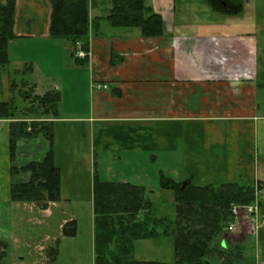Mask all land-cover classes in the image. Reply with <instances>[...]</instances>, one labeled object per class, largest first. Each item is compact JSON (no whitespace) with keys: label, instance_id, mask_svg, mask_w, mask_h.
Wrapping results in <instances>:
<instances>
[{"label":"crops","instance_id":"0c3cea01","mask_svg":"<svg viewBox=\"0 0 264 264\" xmlns=\"http://www.w3.org/2000/svg\"><path fill=\"white\" fill-rule=\"evenodd\" d=\"M229 1L237 13L219 8L217 0H185L196 5L198 13L176 15L177 0H143L161 16L163 34L142 37L138 28L110 24L106 17L111 0H89L88 50L85 60L79 59L83 64H77L74 44L49 37L50 0H15L10 63L13 56L22 67L31 65L34 76L41 68L26 56L27 51H52L61 70L60 84L53 80L49 90L58 91L61 98L52 146L61 187L60 201L49 202L45 209L10 200L11 184L30 178L29 172L11 174V167L41 161L49 142L41 136L18 140L12 161L11 121L0 119V264H49L59 253V240L72 238L62 234L63 225L76 218L68 213L69 198L62 194L60 163L64 156H72L73 150L66 147L77 133L88 140L87 156L94 165L98 157L108 175H128L118 182L130 183L131 175L148 177L139 185L151 192L152 200L157 194L171 201L172 197L145 184L149 175L200 186L253 185L260 189L259 208L264 214V95L259 97L264 82L257 70L261 30L253 21L238 17L248 0ZM93 83L106 84L108 89L95 90ZM32 85L34 95L48 92L39 94L38 83ZM133 179L139 182L140 177ZM31 210L46 218L45 226L40 227L42 221L35 216L30 218ZM59 212L60 219L54 221ZM29 223L32 228H27ZM248 238L255 244L253 264H264L260 218L252 222L243 215L238 232H225L221 243L239 245L243 261Z\"/></svg>","mask_w":264,"mask_h":264},{"label":"trees","instance_id":"16d2710c","mask_svg":"<svg viewBox=\"0 0 264 264\" xmlns=\"http://www.w3.org/2000/svg\"><path fill=\"white\" fill-rule=\"evenodd\" d=\"M111 4L106 18L112 26L138 28L142 37L162 36L161 16L143 0H111ZM218 7L224 8L219 4ZM88 9L89 0H50L49 37L65 39L72 44L81 40L82 49L87 52ZM225 9L237 13L231 6ZM14 15L15 0L0 4V68L10 64L8 45L15 38ZM74 61L83 64L79 59ZM31 72L32 66L28 64L14 71L23 75ZM22 85L28 89L22 95L28 103L23 112L18 113L13 98L0 101V119L11 121L8 131L10 160H14L17 142L21 139L41 136L49 142V149L41 161L29 162L20 169L11 167V174L29 172L30 178L26 183L11 184L9 195L12 202L35 204L45 209L49 202L60 201L61 173L54 162L52 146L53 120L58 118L61 98L55 90L34 95V86L26 80ZM158 189L171 193L172 218L155 215L154 201L146 187L94 179V264H238L242 260L239 245L224 247L221 240L226 227L233 221L231 204H252L255 186L234 183L200 186L159 175ZM258 205L261 207L259 200ZM75 232L74 220L62 227L64 236L73 237ZM166 238L171 241L170 261L136 255L137 242Z\"/></svg>","mask_w":264,"mask_h":264},{"label":"rangeland","instance_id":"374dc122","mask_svg":"<svg viewBox=\"0 0 264 264\" xmlns=\"http://www.w3.org/2000/svg\"><path fill=\"white\" fill-rule=\"evenodd\" d=\"M185 0H177L176 2V15H182L183 13H190L195 11L198 13V7L196 5H187ZM188 11V12H185ZM202 14H207V11L203 10ZM204 16V15H203ZM244 21H253L257 27L261 30L257 34V39L259 41V54H258V65L257 70L259 72L260 82H264V0H248V3L245 4L238 16ZM13 53L16 54L15 48ZM27 57L34 58L36 63L40 65L41 72L34 76L31 74H15L14 71L19 68L22 69V64L20 65L15 61L12 56L11 63L8 66L0 68V97L3 100H9L13 98L15 106L19 112H23V109L28 106V103L25 99L22 98V95L28 89L24 88L22 85L23 80L29 81L30 83H38V93L42 94L46 90L53 89V80H56L59 83L58 76L60 75L61 70L58 68V64L54 61V53L51 51H33L29 50L26 53ZM54 60V61H53ZM44 72L50 74L49 77L44 75ZM32 83V84H33ZM5 84L7 86H5ZM31 84V85H32ZM60 84V83H59ZM264 84V83H263ZM15 85V86H13ZM79 88V87H78ZM79 94V91L78 93ZM261 94V95H260ZM259 97L264 95V91L260 90ZM65 116V115H64ZM79 137V138H78ZM78 138V139H77ZM73 141L68 144L66 148H71L73 150L72 156L69 158L63 159L60 163L63 171L62 175V194L64 198H69L67 207L69 208L68 213L74 214L76 218V232L72 238H67L59 240V253L55 256L49 264H94L95 258V223H94V212L92 205L93 197V182L94 179L98 181H107V182H118L121 178L127 177L128 175H108L104 171L103 166L100 164V160L97 157L95 160L96 165L93 164L92 160L89 159L87 154L89 153V143L88 140H84L77 133L72 138ZM86 141V143H85ZM133 176H139V182L133 179ZM145 175H131L130 183L139 185L140 183L147 182L148 177ZM158 176L159 175H149L150 186H154V190L158 188ZM144 178V180H143ZM137 179V178H136ZM179 180H183L180 178ZM183 182V181H181ZM153 184V185H152ZM66 188L70 189L69 192ZM158 193V192H157ZM154 200V212L158 217H167L172 218L174 214V208L172 201L164 194L155 195ZM33 210L35 209L32 206ZM27 209V208H26ZM29 210V209H28ZM32 210L30 211V218L36 217L38 221H42L41 226H45L46 222L45 217H40L42 214H33ZM39 215V216H38ZM54 221L60 219V212L54 217ZM32 224H27V228H32ZM246 227H244L245 229ZM39 229V227H35ZM239 238H236V240ZM12 242V241H11ZM9 246L12 248V245L9 243ZM247 252L244 254V260L239 261L238 264H253L255 261V250H254V241L253 238H248L244 243ZM137 251L136 255L144 259H153L158 261H170L172 257L171 241L166 239H160L159 241L153 243L152 241L144 242L139 241L136 243ZM11 253H9L10 255ZM45 256L47 259L48 255L45 251ZM29 264V262H26ZM38 264H43L39 262ZM46 264V263H44Z\"/></svg>","mask_w":264,"mask_h":264},{"label":"built area","instance_id":"2783aa9c","mask_svg":"<svg viewBox=\"0 0 264 264\" xmlns=\"http://www.w3.org/2000/svg\"><path fill=\"white\" fill-rule=\"evenodd\" d=\"M74 58L83 60L86 57V52L82 49V45L79 41L75 44ZM92 88L95 90L108 89L106 84L93 83ZM260 195V189L255 186V200L249 205H237L231 204L230 211L233 217V221L226 227V232L237 233L239 230V225L241 222V217L244 215L250 219V221L255 222L257 218L264 220V214L260 212L258 205V196Z\"/></svg>","mask_w":264,"mask_h":264},{"label":"flooded vegetation","instance_id":"af4514ba","mask_svg":"<svg viewBox=\"0 0 264 264\" xmlns=\"http://www.w3.org/2000/svg\"><path fill=\"white\" fill-rule=\"evenodd\" d=\"M228 0H217V3L219 4V6H221V7H226L227 5L228 6H231L232 8H234L235 9V6H234V4H233V2H231V1H229V2H227Z\"/></svg>","mask_w":264,"mask_h":264}]
</instances>
